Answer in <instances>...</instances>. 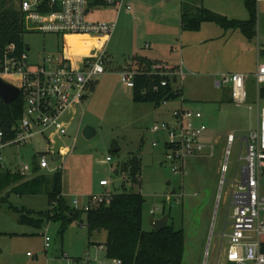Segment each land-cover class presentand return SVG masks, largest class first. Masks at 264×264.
<instances>
[{"label": "rangeland", "instance_id": "374dc122", "mask_svg": "<svg viewBox=\"0 0 264 264\" xmlns=\"http://www.w3.org/2000/svg\"><path fill=\"white\" fill-rule=\"evenodd\" d=\"M125 5L132 9L126 10L124 6L118 10L111 5L91 9L90 18L116 26L107 45V72L96 81L83 105L65 114L67 134L50 130L35 135L26 146L13 147L11 158L15 163H31L36 153L48 150V143L55 154L66 150L62 159L56 160L54 155H48V159L50 169L58 167L63 174V190L69 202L78 197L82 202L105 190L142 193L145 230L152 229V217L160 219L165 215H169V224L184 230L182 264H229L225 253L231 231L230 199L238 189L234 182L242 179L244 137L257 126L258 113L253 84L248 86L254 98L248 97L246 104L238 106L231 98V85L218 88L216 81L229 73L254 76L258 44L264 50V0L256 2V37L254 43L248 40L246 46L238 38L243 37L239 30H225L223 37L220 26L217 29V24L204 22L199 30L183 31L181 20L183 13L198 16L201 7L229 18L247 19L249 12L244 0H125ZM63 40L70 42L78 55L97 56L106 45L104 33L63 36L26 30L24 35L34 59L56 52L57 43ZM137 53L180 65L183 74L177 85L182 95L178 100L159 107L133 100V90L122 82L121 72L135 65ZM182 99L185 108L204 115L208 126L204 140L213 147L205 154L189 158L184 170L174 173L171 165L163 161L161 149L153 147L155 134L151 128L156 122L169 120L170 111ZM86 125L96 130L89 139L83 134ZM232 132L236 138L230 146L228 136ZM133 155L142 158L137 183L123 170V164ZM103 179L109 182L107 187L100 185ZM11 207L45 211L49 199L45 191L17 194L8 188L0 194V264H72V260L111 263L100 247L107 242L108 232L102 230L90 236L85 215L83 222H73L62 236L60 221L36 228L20 223L19 214ZM46 236L51 238L49 247L45 245Z\"/></svg>", "mask_w": 264, "mask_h": 264}, {"label": "built area", "instance_id": "2783aa9c", "mask_svg": "<svg viewBox=\"0 0 264 264\" xmlns=\"http://www.w3.org/2000/svg\"><path fill=\"white\" fill-rule=\"evenodd\" d=\"M104 5L114 6L118 10L123 9L124 6L126 10L132 9L131 6L125 5V0L20 1L26 30L63 36L104 33L106 45L97 56L70 55L68 44L63 41L56 52H47L35 59L30 55V48L20 53L15 43L0 49V77L19 87L24 103V113L15 136H7L0 127V172L10 168L4 155L7 148L25 146L35 135H44L50 130L66 135L68 130L62 123L61 117L74 104L82 103L92 83L106 73L107 45L116 24L90 18L93 7ZM139 72L144 71L127 68L121 72L122 82L133 89L135 77ZM148 73L169 78H179L183 74L180 66L166 62L154 64ZM253 77L258 113L257 126L249 131L244 140L246 149L242 179L240 182H234L238 185V189L232 192L229 206L231 231L228 234L225 256L226 260L233 264H264V96L262 94L264 61L258 60ZM248 78L249 76L244 73H229L224 75L222 80H217L216 86L220 88L226 84L231 85L233 102L241 106L248 101ZM167 83V80H164L161 85ZM154 88L157 89L158 86ZM249 108L251 109L252 106ZM170 114L169 120L156 122L152 126L151 132L155 134L152 145L161 149L163 161L171 165L174 173H179L184 170L189 158L205 154L213 145L204 140L208 126L200 111L176 107ZM235 138L233 132L229 134L230 146ZM48 145L50 146L49 143ZM51 151V148H48L47 152L38 153L36 165L40 169H50L47 154ZM230 153L229 148L227 154ZM110 159L111 157L107 158ZM33 167L32 163H22L10 169L28 176L33 172ZM223 170L224 173L227 172V165L223 166ZM102 185L108 186L109 182L103 180ZM114 194L110 190H105L102 194L89 196L83 205L76 198L73 200V205L84 210L102 204L108 205L112 202ZM150 214L154 215L155 211L151 210ZM50 240L51 238L46 236V247L50 246ZM100 247L106 251L105 245ZM110 260V264H122L120 259ZM91 261L87 264H94V261ZM71 262L86 264L81 261Z\"/></svg>", "mask_w": 264, "mask_h": 264}, {"label": "trees", "instance_id": "16d2710c", "mask_svg": "<svg viewBox=\"0 0 264 264\" xmlns=\"http://www.w3.org/2000/svg\"><path fill=\"white\" fill-rule=\"evenodd\" d=\"M17 6V0H0V49L15 43L18 52L22 53L28 47L24 42L26 33L24 12ZM249 12L245 20L229 18L208 8L201 7L200 14L192 17L183 13L181 16L182 30H199L204 22H213L224 30H240L249 40L256 37L257 0H244ZM264 50L260 51L262 54ZM107 61V59H106ZM159 60H151L144 56H135V69L143 70L135 77V87L132 97L135 102L148 101L157 107L165 102L178 99L182 89L177 85L179 78H169L159 74L148 73ZM107 63V62H106ZM167 84L162 86V81ZM255 86L254 77L248 78L247 87ZM253 84V85H252ZM158 86L157 89L154 87ZM249 89V98L252 99ZM264 96V88L262 90ZM24 113V103L20 95L12 103H5L0 97V127L7 136L13 137L19 128V121ZM142 160L133 155L123 164V170L128 178L137 183V176L141 172ZM35 164V162H34ZM36 173L32 178L25 179L24 175L7 170L0 173V194L10 188V192L17 194H38L46 192L49 208L45 211H34L27 208L11 207L19 214V222L36 228H43L46 223L60 221V233L63 236L66 229L75 221L86 217V226L90 236L94 232L106 230L108 232L106 257L117 258L122 264H182L185 252V232L169 224L159 231L143 228V214L145 197L142 193L123 190L115 192L113 200L108 205L92 207L89 210L76 208L64 197L63 174L56 170L52 175L40 172L34 165ZM77 260H80L79 258ZM229 264H233L229 262Z\"/></svg>", "mask_w": 264, "mask_h": 264}, {"label": "crops", "instance_id": "0c3cea01", "mask_svg": "<svg viewBox=\"0 0 264 264\" xmlns=\"http://www.w3.org/2000/svg\"><path fill=\"white\" fill-rule=\"evenodd\" d=\"M258 1H260V0H258ZM215 12V11H214ZM217 13V12H216ZM235 19H238V18H235ZM241 20H245V19H241ZM213 23V22H212ZM205 24V23H204ZM204 24H202V25H204ZM206 26H210V25H206ZM216 26V28L218 29L219 28V26L218 25H215ZM216 29V30H217ZM223 30V31H222ZM240 31V30H239ZM219 32V31H218ZM241 32V31H240ZM220 35L222 36V34H223V37H225V35H226V33L227 32H225V30L222 28L221 30H220ZM242 33V32H241ZM242 35H243V37H241V35H238V38H239V40L240 41H242V43H244V46H246L247 44H249V39L246 37V36H244V34L242 33ZM243 38V39H242ZM255 40V39H254ZM254 40H251L253 43H254ZM64 41V40H63ZM62 41V42H63ZM62 42H60V43H57V48L56 49H58V48H60V46H61V44H62ZM258 43H259V40H258ZM68 44V52H69V54L70 55H75V54H77L76 53V50L74 49V47H73V45L70 43V42H68L67 43ZM148 47V46H147ZM262 49L261 48H259V44H258V48H257V63H258V60H261V53H260V51H261ZM78 51V50H77ZM253 51H254V49H253ZM137 55H139V56H144V57H147V58H149V59H151V60H159V61H161V62H166V63H168L167 62V60H163L162 58H158V57H156V56H150V55H147V54H141V53H137ZM253 55H254V53H253ZM95 56V55H94ZM107 57V56H106ZM107 62V61H106ZM134 65H129L128 67H130V68H132V69H135V67H133ZM173 66H180V65H173ZM107 69V68H106ZM256 70H257V67H256ZM256 70H255V72H256ZM139 71H143V70H139ZM107 72V71H106ZM254 72V73H255ZM254 73H253V75H254ZM104 75V74H103ZM248 75V74H247ZM102 76V75H101ZM100 76V77H101ZM249 76V75H248ZM100 77H98L97 78V80H95L93 83H92V85L90 86V90L91 89H93L94 88V84L96 83V81H98V79L100 78ZM89 96H90V91H89V93H88V95L86 96V98L83 100V102L82 103H77V104H74L72 107H70L64 114H63V116L61 117V121H62V123L64 124V126L67 128V130L69 129V124H68V122H66L65 121V119H64V116H65V114L68 112V111H70L72 108H74V107H76V106H82L83 105V103L85 102V100H87L88 98H89ZM183 98V97H182ZM232 98V97H231ZM176 100H178V99H176ZM175 100V101H176ZM233 100V99H232ZM184 101H185V99H184ZM184 101H183V99L181 100V101H179V106L178 107H184L185 108V106H184ZM187 108V107H186ZM192 109V108H191ZM173 110V109H172ZM171 110V111H172ZM170 111V112H171ZM170 116H171V114H170ZM169 116V117H170ZM69 131V130H68ZM26 146V145H25ZM13 147H16V146H13ZM13 147H10V148H7L6 150H5V158H6V161H7V158H8V160H9V162L7 161V163L10 165V168H12L13 169V167L14 166H18V165H21L22 163H15V161L14 160H12V156H14V154H13V152H12V148ZM19 147H24V146H19ZM49 148H51L50 146H49ZM118 149L119 148H117L115 151H118ZM52 150V149H51ZM47 152V151H46ZM66 152H68V151H66V150H61V151H59L57 154H55V153H53L52 151L50 152V153H48L47 154V156L49 155H54L53 156V158L54 159H56V160H60V159H62V153H66ZM140 157V156H139ZM108 158V157H107ZM141 158V157H140ZM37 159H38V153H36L35 154V158H34V160L31 162L33 165H36L37 164ZM111 160V159H110ZM141 160H142V158H141ZM34 162H35V164H34ZM31 163H29V164H31ZM37 166V165H36ZM38 167V166H37ZM8 169V170H10V171H13L12 169ZM39 168V167H38ZM39 170H40V172H43V170H50V171H56V170H60V168H58V167H54L53 169H40L39 168ZM2 172H5V171H2ZM14 172V171H13ZM1 173V172H0ZM20 174V173H19ZM36 173L34 172V170H33V172L31 173V174H29L28 176H25L26 178L25 179H29V178H32L34 175H35ZM103 180H105V179H103ZM103 180H101V182H100V185L102 186V187H107V186H104V185H102V181ZM64 193V197L66 196V194H65V192H63ZM79 198V197H78ZM77 198V199H78ZM89 198V197H88ZM88 198L85 200V199H83L84 201H80V198L78 199L79 201H80V203L83 205V204H85L86 202H87V200H88ZM76 199V198H75ZM74 200V199H73ZM73 200L71 201V203H73ZM153 218V217H152ZM151 218V219H152ZM155 219V218H154ZM102 231H100V232H94L93 233V235L95 234V233H101ZM95 243H98L97 241H95ZM100 243V242H99ZM106 255V254H105Z\"/></svg>", "mask_w": 264, "mask_h": 264}, {"label": "water", "instance_id": "95a60500", "mask_svg": "<svg viewBox=\"0 0 264 264\" xmlns=\"http://www.w3.org/2000/svg\"><path fill=\"white\" fill-rule=\"evenodd\" d=\"M20 95V89L16 85L10 83L9 81L0 77V97L5 103H12ZM96 133V130L90 125H86L83 128V134L86 138H91ZM246 136L244 137V140ZM169 215H165L160 219H151V226L156 231L161 230L162 228L168 225Z\"/></svg>", "mask_w": 264, "mask_h": 264}]
</instances>
